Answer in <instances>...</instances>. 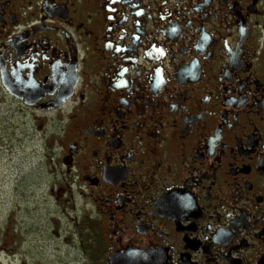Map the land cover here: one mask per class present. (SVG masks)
<instances>
[{"label":"flooded vegetation","instance_id":"af4514ba","mask_svg":"<svg viewBox=\"0 0 264 264\" xmlns=\"http://www.w3.org/2000/svg\"><path fill=\"white\" fill-rule=\"evenodd\" d=\"M25 142L82 264H264V0H0V149Z\"/></svg>","mask_w":264,"mask_h":264},{"label":"rangeland","instance_id":"374dc122","mask_svg":"<svg viewBox=\"0 0 264 264\" xmlns=\"http://www.w3.org/2000/svg\"><path fill=\"white\" fill-rule=\"evenodd\" d=\"M12 132L10 129L9 134ZM20 145L19 153H11L5 147L0 149V240L18 243L7 244V250L0 251V264H82L77 248L78 236L71 220L79 217L78 211L62 218V229L57 228L59 237L50 234L54 228L50 218L54 221L55 217L49 213L54 212V205L47 198L46 190L53 165L33 147V142ZM16 175L23 178L18 182V195H14L16 189L13 191L18 185L12 181ZM76 203L80 205V199H76ZM13 248L18 251L15 257L11 255Z\"/></svg>","mask_w":264,"mask_h":264}]
</instances>
